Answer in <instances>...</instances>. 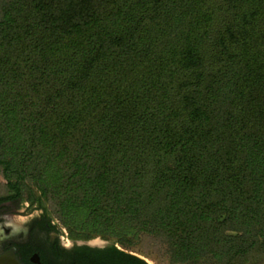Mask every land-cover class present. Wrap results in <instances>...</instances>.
Returning a JSON list of instances; mask_svg holds the SVG:
<instances>
[{"label": "trees", "instance_id": "1", "mask_svg": "<svg viewBox=\"0 0 264 264\" xmlns=\"http://www.w3.org/2000/svg\"><path fill=\"white\" fill-rule=\"evenodd\" d=\"M8 201L70 264L263 262L264 0H0Z\"/></svg>", "mask_w": 264, "mask_h": 264}, {"label": "flooded vegetation", "instance_id": "2", "mask_svg": "<svg viewBox=\"0 0 264 264\" xmlns=\"http://www.w3.org/2000/svg\"><path fill=\"white\" fill-rule=\"evenodd\" d=\"M8 203L12 202L0 203V264H70L59 249L68 250L83 241L70 240L69 248H65L60 241L61 234L52 230L46 232L34 222L41 214L23 223L16 222L9 214ZM24 210L39 209H29L26 204Z\"/></svg>", "mask_w": 264, "mask_h": 264}, {"label": "rangeland", "instance_id": "3", "mask_svg": "<svg viewBox=\"0 0 264 264\" xmlns=\"http://www.w3.org/2000/svg\"><path fill=\"white\" fill-rule=\"evenodd\" d=\"M6 206L9 210V214L12 215L13 220L20 223L26 222L28 219L37 217L38 215L41 214L39 210H30L29 212H26L24 210V208H26L25 202H21V203L14 202L11 204L8 203V205ZM53 223L56 222L53 221ZM59 234H61L60 241L64 244V247L69 248V244L71 243V241L69 239L67 240L66 233L63 228H61V232H59ZM78 244H84L90 247L102 248L106 246L108 242L96 237L85 242H78ZM130 253L143 259L147 264H166L164 261L155 260L153 255L141 254L134 249L130 250ZM258 264H264V261Z\"/></svg>", "mask_w": 264, "mask_h": 264}]
</instances>
